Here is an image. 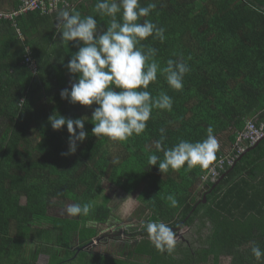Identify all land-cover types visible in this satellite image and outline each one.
Listing matches in <instances>:
<instances>
[{
    "label": "trees",
    "instance_id": "1",
    "mask_svg": "<svg viewBox=\"0 0 264 264\" xmlns=\"http://www.w3.org/2000/svg\"><path fill=\"white\" fill-rule=\"evenodd\" d=\"M22 3L0 0V12ZM96 3L66 0L51 11L0 17V264H222L223 258L258 264L251 243L264 250V137L251 148L257 142L243 134L250 123L264 127V12L254 10L264 9V0H140L157 5L141 22L166 29L163 43L151 37L142 43L157 49L161 67L182 58L191 71L181 91L158 73L149 91L167 93L173 108L153 109L144 133L124 142L92 135L97 105L72 104L60 95L71 88L66 65L78 47L60 40L57 14L75 9L106 29L110 18L96 13ZM54 113L89 118L87 139L75 154L63 155L70 134L66 126L53 130ZM209 126L220 144L209 169L163 174L149 167L150 155L163 159L155 147L161 128L167 148L181 139H206ZM206 185L204 201L199 192ZM172 193L175 207L167 200ZM123 195L140 202L142 221L128 225V237L91 245L98 223L121 221L111 203L124 201ZM74 203H90L89 215L69 216L66 208ZM161 221L197 237L185 243L177 234L176 251L161 253L146 231L148 222Z\"/></svg>",
    "mask_w": 264,
    "mask_h": 264
},
{
    "label": "clouds",
    "instance_id": "2",
    "mask_svg": "<svg viewBox=\"0 0 264 264\" xmlns=\"http://www.w3.org/2000/svg\"><path fill=\"white\" fill-rule=\"evenodd\" d=\"M156 7L155 3L141 6L140 0H97L96 13L110 18L106 29L98 28L93 15L82 16L75 9H63L57 14L60 40L75 42L78 47L66 65L73 76L71 88L63 89L60 95L72 104L97 105L91 121H94L92 135L98 139L107 137L124 142L140 136L152 118L153 109L172 110L173 100L167 93L153 96L149 91L150 84L157 82L158 73L165 77L170 88L183 90L184 77L191 71L187 62L182 58L169 59L161 67L155 59L157 49L142 43L149 37L161 43L165 40V28L148 19L141 22ZM254 10L264 12L261 8ZM88 121L87 116L72 119L54 113L49 117L53 130L60 131L66 126L70 134L69 151L63 155L75 154L78 142L87 139ZM160 133L161 139L155 142V147L163 152V159L152 154L148 165L158 166L163 174L169 169L179 171L185 167L209 169L217 158L220 144L211 126L206 139L197 142L181 139L167 148L163 146L165 129L161 128ZM167 200L173 207L177 206L174 193ZM91 207L90 203H74L67 206L66 212L71 217L88 216ZM146 231L159 252L172 255L176 251V232L166 223L148 222ZM251 253L258 264H264V250L255 241L251 243Z\"/></svg>",
    "mask_w": 264,
    "mask_h": 264
},
{
    "label": "rangeland",
    "instance_id": "3",
    "mask_svg": "<svg viewBox=\"0 0 264 264\" xmlns=\"http://www.w3.org/2000/svg\"><path fill=\"white\" fill-rule=\"evenodd\" d=\"M105 190L110 192V188H106ZM122 197H123L124 201L120 202L117 200V197H116L113 199V202L111 203L112 207H115L117 205V207H115L116 209L113 211V213L115 215H117L119 218H121V221H110L109 223L106 222V223H102V224L98 223V226L100 228V232H99L98 236L102 235L106 231V228L107 229L110 228L109 224H112V222H114L116 224H114L110 229H113V228L116 229V227H125L126 229H128V225H130L131 222H135V221H130L127 218H131L132 216L133 217L136 216V218H138V217L140 218L141 212H138V211H140L139 209L141 208V204L137 200V198L133 197V196H128V195H123ZM140 221H142V219H140ZM180 234L181 235L179 237L185 235L190 240L194 237V235H195V237H197L196 234L192 233L191 229L189 231L188 228H183L180 231ZM97 237H94L95 242H97V239H96ZM124 237L125 236L122 235V238H124ZM110 243L108 245H110ZM104 245H107V244L102 242L100 247L102 248ZM222 264H230V262L228 261L227 258H223Z\"/></svg>",
    "mask_w": 264,
    "mask_h": 264
},
{
    "label": "built area",
    "instance_id": "4",
    "mask_svg": "<svg viewBox=\"0 0 264 264\" xmlns=\"http://www.w3.org/2000/svg\"><path fill=\"white\" fill-rule=\"evenodd\" d=\"M61 1H64V3H66V0H23V3L18 10H15L11 13L0 12V17L13 18L14 16L18 14L25 13V12L32 11V10H38V9L42 10L43 12L51 11ZM26 61L29 63L28 65L30 67L35 68V64L31 58L29 50H27ZM248 126H249L248 131L243 134V137L247 139L249 138L252 142H257L262 137H264V127L263 126L260 128H256L254 124L252 123H250Z\"/></svg>",
    "mask_w": 264,
    "mask_h": 264
},
{
    "label": "flooded vegetation",
    "instance_id": "5",
    "mask_svg": "<svg viewBox=\"0 0 264 264\" xmlns=\"http://www.w3.org/2000/svg\"><path fill=\"white\" fill-rule=\"evenodd\" d=\"M135 222H139L140 221V218L139 219H135L133 220ZM134 222V223H135ZM116 224V223H114ZM189 231H190V228H188ZM180 230V229H179ZM192 232V231H191ZM125 236V237H128L127 236V233H126V228L125 227H116V229H110V228H106V231L104 232L103 234V237L98 241V238H97V242H95V244L97 245L98 243H108V242H111L113 240H116L118 238H122V235ZM179 234V236L181 235L179 231L176 232V235ZM123 239V238H122ZM184 239V242L185 243H189V239L186 237V238H183Z\"/></svg>",
    "mask_w": 264,
    "mask_h": 264
},
{
    "label": "water",
    "instance_id": "6",
    "mask_svg": "<svg viewBox=\"0 0 264 264\" xmlns=\"http://www.w3.org/2000/svg\"><path fill=\"white\" fill-rule=\"evenodd\" d=\"M260 140H261V139H260ZM260 140H258L257 143H256L255 145H253V147H251V148H254V146H256ZM208 188H209V186L206 185V186L203 187V188L201 189V191L199 192V196H202V200H204V201L206 200V196L203 195V192H204L206 189H208ZM91 245H95V241H93V242L91 243Z\"/></svg>",
    "mask_w": 264,
    "mask_h": 264
},
{
    "label": "crops",
    "instance_id": "7",
    "mask_svg": "<svg viewBox=\"0 0 264 264\" xmlns=\"http://www.w3.org/2000/svg\"><path fill=\"white\" fill-rule=\"evenodd\" d=\"M103 234H104V233H103ZM103 234H102V235H100V236H98L99 238L97 237V238H98V240H100V239L103 237ZM97 238H96V239H97ZM108 243H109V242H108ZM102 253H103V252H102Z\"/></svg>",
    "mask_w": 264,
    "mask_h": 264
}]
</instances>
